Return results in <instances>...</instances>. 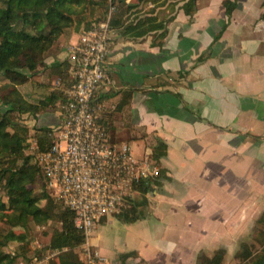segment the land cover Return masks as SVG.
<instances>
[{
  "label": "crops",
  "instance_id": "0c3cea01",
  "mask_svg": "<svg viewBox=\"0 0 264 264\" xmlns=\"http://www.w3.org/2000/svg\"><path fill=\"white\" fill-rule=\"evenodd\" d=\"M103 1L77 5L83 11L75 24L46 53L30 81L19 86L23 90L21 86L29 85L25 97L31 101L58 93L44 111L22 114L30 132L27 141H37V127L59 124L68 85H56L64 81L58 74L60 65L67 64L81 31L107 17L109 7ZM231 1L229 14L225 0H196L193 15L182 8L184 1H149L131 10L129 5L138 0L116 2L110 82L100 87L94 103L111 140L129 143L158 174L148 178L151 190L140 218L125 221L112 214L96 223L87 243L76 249L83 264L86 245L101 256L98 264H199L202 256L212 257L220 248L225 262L243 247L247 233L260 231L264 0ZM150 9H155L157 22L165 23V35L162 30L141 37L125 34L120 25ZM113 222L126 225L123 244L104 239L99 231ZM33 240L47 248L38 237ZM23 245L12 241L9 248L16 253ZM21 261L20 257L16 264ZM0 264L12 262L4 259Z\"/></svg>",
  "mask_w": 264,
  "mask_h": 264
},
{
  "label": "trees",
  "instance_id": "16d2710c",
  "mask_svg": "<svg viewBox=\"0 0 264 264\" xmlns=\"http://www.w3.org/2000/svg\"><path fill=\"white\" fill-rule=\"evenodd\" d=\"M117 1L113 0V3ZM149 1L163 5L169 0H138V3L129 5L128 9H136ZM180 1H184L182 8L185 12L193 15L197 8L196 0H175V3ZM83 2L0 0V261L10 259L12 264H16L25 247V253H28V228L31 223L36 226L57 223L45 249L67 250L50 264H83L76 249L86 242L84 231L75 224V211L54 198L47 188L42 167L26 151L30 132L21 121L22 114L38 113L49 104H54L58 93L53 92L46 99L31 101L19 89L20 85L30 81L31 74L59 37L75 24V17L83 11L77 5ZM103 4L109 7L108 0H104ZM224 5L230 14L234 3L225 0ZM154 13L155 9H150L134 20H125L120 26L124 27L125 34L133 37H141L153 30H162L163 37L166 33L165 23L157 22ZM114 24L115 19L112 17L111 27ZM67 64L63 62L58 72L64 79L61 85L69 84L72 80L69 61ZM2 106H8V109ZM50 131L51 128L46 127L35 129V137L43 150L54 143ZM150 190L148 179L133 185L132 194L124 198L116 214L125 221L140 218L144 207L148 205L147 194ZM136 194L138 199L135 198ZM260 223L257 237L261 243L260 249L254 252L243 245L239 257L244 264H264V213ZM16 228L25 231L17 232ZM12 241L24 243L14 255L9 248ZM34 255L30 251L28 260H23L28 263ZM224 257L225 250L220 248L212 257L202 256L199 264H222Z\"/></svg>",
  "mask_w": 264,
  "mask_h": 264
},
{
  "label": "built area",
  "instance_id": "2783aa9c",
  "mask_svg": "<svg viewBox=\"0 0 264 264\" xmlns=\"http://www.w3.org/2000/svg\"><path fill=\"white\" fill-rule=\"evenodd\" d=\"M114 10L115 4L109 0L107 17L85 27L72 45L68 59L72 80L64 88L61 120L49 133L54 143L43 150L38 141H28V153L42 167L53 197L75 211V224L84 231L85 243L97 222L119 212L133 185L158 174L157 168L146 157H139L129 143L111 140L94 103L100 87L110 82ZM30 248L35 253L33 258L19 264H43L67 250L44 249L39 240L31 241ZM83 251L87 264L99 263L101 256L91 246H84Z\"/></svg>",
  "mask_w": 264,
  "mask_h": 264
},
{
  "label": "rangeland",
  "instance_id": "374dc122",
  "mask_svg": "<svg viewBox=\"0 0 264 264\" xmlns=\"http://www.w3.org/2000/svg\"><path fill=\"white\" fill-rule=\"evenodd\" d=\"M56 85H58V84L56 83ZM20 88H23V90L22 89L21 90L23 91V94L25 96L29 95L26 93V91L29 88L28 84L25 86H21ZM40 90L42 91V93H45V91H46V89H44V88H41ZM31 93H32V91H31ZM41 94H38V95H41ZM138 197H139L138 195L135 196V198H137V199H138ZM57 226H58L57 223H52L50 225H47V227L44 229L43 228L38 229L35 224L31 223L29 228H28V243L30 244V241L32 239H34L35 237H38L46 245L48 243V240H47L48 237L50 236V234H52L53 229ZM125 229H126L125 224H123L121 222H113V223L108 224V225H106V224L101 225L99 231L102 234L104 239L110 237V239L115 240L116 242H119L120 244H123V242L125 240V236H126ZM16 231L20 232L23 230H22V228H16ZM120 231H121V233H119ZM254 232L255 231H251V232L247 233L244 245H247L252 251L256 252L257 250L260 249L261 243H259V241H257L258 240L257 239L258 232H256V233H254ZM29 244H28L27 248L29 247ZM242 249H243V247L241 245V247H239V249L235 253V255H234L235 257L230 256V258L227 259V261L223 262V264H244L243 260L239 257ZM23 250L24 251L21 252L22 254L20 257H22L25 261H27L28 255H29V249L27 250V252H28L27 254L25 253L26 247Z\"/></svg>",
  "mask_w": 264,
  "mask_h": 264
}]
</instances>
